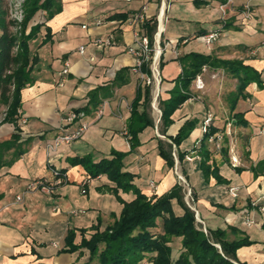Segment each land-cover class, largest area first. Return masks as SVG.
I'll return each mask as SVG.
<instances>
[{"label": "crops", "instance_id": "1", "mask_svg": "<svg viewBox=\"0 0 264 264\" xmlns=\"http://www.w3.org/2000/svg\"><path fill=\"white\" fill-rule=\"evenodd\" d=\"M168 2L165 31L161 35L166 45L161 61V74L166 73L161 76L162 96H168V90L175 85L174 79L182 72L180 57L190 52L241 59L260 72L262 85L250 83L247 96L241 97L231 110L230 95L235 92L238 79L224 69L205 66L197 75H201L203 87L198 86L196 79L192 82V97L175 111L174 123L167 133L176 134L186 120L197 121L179 147L182 152L196 150L194 158L183 159L178 173L189 183L201 223L206 231L224 230L229 241L245 237L251 241L237 249V264H264V210H261L264 205V0H230L223 8L218 0ZM247 2L252 4L249 18L244 14ZM60 4V10L50 19L45 10H40L32 21L43 26L30 41L35 58L31 73L34 82L21 91L19 123L21 118L26 119L21 124L23 151L17 156L14 149L10 150L4 158L9 162L0 168V264L88 262V248L66 251V236L75 230V243H80L81 230H86V237L91 236L92 226L99 219L100 229L104 230L119 217L123 203L111 190L116 184L107 175L91 177L83 164L74 163L75 159L90 157L98 162L111 157L113 151L127 152L125 170L136 175V186L148 196L162 195L178 183V173L167 166L158 151V139L171 140L159 135L155 125L139 132V143L133 149L123 134L132 103L139 95L142 102L146 92L143 85L140 89L139 77L132 71L135 59L128 47L133 43L136 26L130 18L142 11L148 20L156 18L161 0H60ZM213 31L218 36L207 45L202 36ZM143 32L146 33L145 28ZM99 36L112 37L114 43L99 48L94 43ZM82 45L83 54L79 51ZM66 60L70 62V70L61 75ZM125 69L117 81L118 74ZM220 73L226 75L229 84L216 83L215 92L222 89V95L229 89L224 94L228 109L225 114L233 121L236 133L226 136L224 151L208 144L209 163L219 169L221 180L218 181L213 175L205 178L197 142L203 138L200 126L208 112H214L216 128L226 127L224 111L219 114L217 110L221 96L218 94L216 98L215 93L214 99L209 87L206 88L210 76ZM102 104L104 114L97 118L95 111ZM78 108L87 112L92 122L90 128L49 154L46 143L61 133L65 117ZM237 113L240 116H235ZM71 129L64 128L67 132ZM195 129L199 135H193ZM14 130L13 123L2 121L0 141L11 139ZM232 156L238 159L236 165ZM48 169L51 171L47 172ZM53 169L63 172L65 183L57 185L51 193L27 190L32 180L53 181ZM151 181L158 185L156 193L150 188ZM231 187H239L237 197H231ZM119 195L125 201L135 198L132 191L120 190ZM73 211L79 213L75 215ZM247 219L254 223L248 225ZM157 230L162 232L163 228ZM176 240L177 245L172 247L174 257L181 250V242ZM140 264L154 263L146 258Z\"/></svg>", "mask_w": 264, "mask_h": 264}, {"label": "trees", "instance_id": "2", "mask_svg": "<svg viewBox=\"0 0 264 264\" xmlns=\"http://www.w3.org/2000/svg\"><path fill=\"white\" fill-rule=\"evenodd\" d=\"M218 1L226 3L228 0ZM60 6V0H25L23 18L17 20L10 15L8 1L0 0V101L8 107L3 121L13 123L15 126L11 139L0 141V168L9 162L4 158L10 150L14 149L17 156L23 151V128L19 123L21 91L34 82L31 73L35 58L32 57L30 41L38 36L43 26L41 22L32 24V21L40 10H45L47 18L50 19L58 13ZM156 25V18L145 22L144 28L151 40ZM180 61L183 66L182 72L174 79V87L168 90V96L160 94L159 97L162 132L171 142L158 139V151L168 167L175 166L174 146L180 162L189 153L182 152L179 147L190 136L197 121L186 120L176 134H168L167 130L174 123L172 116L175 111L192 97L190 90L192 82L205 66L224 69L238 79L236 90L230 95L231 110L236 108L241 97L247 96L246 89L250 83H262L260 72L241 59L227 60L214 54L190 52L181 56ZM124 71L127 69L118 74L117 81ZM142 85L140 82V89ZM143 86L146 91L144 100L141 102L139 95L132 103L131 116L127 123L131 135V149L139 143V132L155 125L148 111L151 87ZM235 116L240 115L237 113ZM225 130L226 128H216L212 124L209 133L201 140L200 167L207 179L213 175L218 181L221 180L218 167L209 163L208 137L210 134ZM126 155L127 152L121 150L113 151L111 157L102 158L98 162H93L90 157L75 159L74 163L83 164L91 177L105 174L116 184L111 190L123 203V209L119 217L104 230L100 229L99 219L98 223L92 226L94 231L89 238L85 236L86 230L82 229L80 243H75L76 231L70 230L66 236V251L74 252L80 248H88L90 256L85 264H92L94 261L96 264H140L146 258L154 264H237V249L251 243L247 237L229 241L224 230L205 232L196 220L195 211L192 212L186 204L183 187L179 182L162 195L148 196L143 193L136 186V175L125 170ZM59 171L63 174L61 170ZM120 190L132 191L135 198L131 201L123 200L119 195ZM159 227L163 228L162 232H158ZM174 239L181 242V250L177 257L172 256L173 248L170 243Z\"/></svg>", "mask_w": 264, "mask_h": 264}, {"label": "built area", "instance_id": "3", "mask_svg": "<svg viewBox=\"0 0 264 264\" xmlns=\"http://www.w3.org/2000/svg\"><path fill=\"white\" fill-rule=\"evenodd\" d=\"M230 0H228L226 3H228ZM226 3H222V8ZM244 9L245 17L249 18L252 15V4L250 2H247ZM169 2L168 0H161V6L159 9V13L156 16V31L153 35V39L149 37L148 34L143 32V28L145 25V22L148 20L146 17L144 11L135 13L131 16L130 20L131 22L136 26L133 32V43L129 45L128 52L133 55L135 62L132 67V71L136 73L139 77V81L143 85H148L151 87V89H154V101H153V107L154 110L157 112L158 116H162V110L159 106V97H160V85L163 81V77L161 74V61L162 57L166 48V45H163L162 36L165 28H164V21L166 19V11L169 8ZM144 7L143 9H145ZM86 27V25H84ZM218 36L217 31L210 32L204 36H202V40L207 44L210 45ZM94 43L99 48H105L111 46L114 41L112 37H96L94 39ZM79 51L83 54L85 52V46L82 45L79 47ZM94 59V57H92ZM70 62L66 60L64 62V67L61 70V75L68 74L70 70ZM145 67L147 70H145ZM197 84L199 87H203L202 85V79L201 75L196 77ZM104 114V107L103 104L100 105L96 111L95 115L97 118L102 117ZM214 116L212 112H208L207 116H205V119L202 123V132L203 136L207 135L210 131V128L213 124ZM26 122V119L22 120V123L24 124ZM91 121L88 120L87 112L83 109L78 110H72L66 117H65V123L62 126L61 133L54 136L50 141L46 143V149L49 154L55 153L58 151L60 146L63 143H70L79 137H81L91 126ZM66 127H72L71 131L67 132L64 130ZM230 131H219L215 134H210L208 137V143L213 144L218 150H221L223 147V142L225 140V137L228 136ZM127 137L128 141L130 142V133L128 131L127 126L125 127L124 133ZM201 140H198L197 145L200 146ZM131 145V142H130ZM196 145V148L198 147ZM196 152V150L191 151L188 153L185 158L187 160H192L194 158L193 153ZM175 156V171L178 173L180 160L178 159V156H176V152L173 153ZM199 156V155H197ZM232 163L236 165L238 163V159L235 156L231 157ZM54 173V180L50 181L48 179L40 178L30 181L27 184V190L28 191H41L44 193H51L55 189L57 185L63 184L66 182V177L64 174H61L59 170L53 169ZM178 177L180 181H184L185 183H188L184 175L181 173H178ZM150 188L152 189L153 193H156L158 191V185L155 181L150 182ZM238 190L239 187H231L229 189V193L231 197H237L238 196ZM191 194V189L189 187L188 195ZM18 199H21V196H17ZM192 209L195 210L196 219L198 222H201V218L199 216L198 211L195 209V207H192ZM261 210H264V205L262 206ZM79 211H73V214H78ZM248 225L253 224L254 220L247 219ZM205 228V227H204ZM206 230V229H205Z\"/></svg>", "mask_w": 264, "mask_h": 264}, {"label": "rangeland", "instance_id": "4", "mask_svg": "<svg viewBox=\"0 0 264 264\" xmlns=\"http://www.w3.org/2000/svg\"><path fill=\"white\" fill-rule=\"evenodd\" d=\"M6 1H8V5H9V8H10V15L13 17V18H15V19H17V20H22V18H23V5H24V2H25V0H6ZM163 41V40H162ZM163 45H164V42H163ZM162 75L163 76H166V73L165 72H162ZM218 82H220V83H227V84H229V81H228V79L226 78V75L225 74H222V73H220V74H217L216 76H213V75H211L210 76V79H208L207 81H206V88H208L209 87V94H210V96H214L215 95V93H216V98H218L217 97V95L219 94L220 96H221V98L220 99H218V107H217V110H218V112H219V114H222L221 112L222 111H224V114H225V111H226V113H228L227 112V107H226V103H225V99H224V94L226 93V94H228L227 92H228V90H226L225 92H223V94L221 95V91H222V89L220 90L219 89V91L218 92H215V90L217 91V89L216 88H214V87H216V83H218ZM203 83V82H202ZM230 84H231V82H230ZM215 85V86H214ZM229 85H227V87H228ZM222 87V86H221ZM224 88V87H223ZM154 94H155V91H154V89H151V102H150V104H149V111H150V113L152 114V116H153V119H154V124H155V126H156V129H157V133L159 134V135H161V134H163V132H162V120H161V117H159L158 116V114H157V112L154 110V107H153V101H154ZM208 95V94H207ZM223 96V97H222ZM214 99H215V96H214ZM159 101V100H158ZM7 109H8V107H7V105L6 104H4V103H2L1 101H0V125L2 124V121H3V119H4V117H5V114H6V111H7ZM213 113V116L215 117V114H214V112H212ZM226 115V119H225V121L227 122L226 123V130H228V131H230L229 133V135L228 136H232V135H234L236 132H235V129H234V123H233V121H231L230 119H229V117H228V114H225ZM22 120H23V118H21V121H20V125L21 124H23L22 123ZM203 123V122H202ZM202 123H201V130H202ZM203 131V130H202ZM201 131V136H202V134H203V132ZM199 135V131H197L196 129L194 130V134L193 135ZM164 135V134H163ZM162 135V136H163ZM190 140V139H189ZM194 141V140H193ZM214 148L216 149V150H218L215 146H214ZM174 152H176V156H177V150H176V147L174 146ZM173 152V153H174ZM174 155V154H173ZM196 155V154H195ZM197 156V155H196ZM175 157V156H174ZM180 165H181V163L179 164V167H180ZM174 168V170H175V166L173 167ZM179 170V169H178ZM47 171V170H46ZM51 170L50 169H48V171L47 172H50ZM180 173V172H179ZM182 174V173H181ZM183 175V174H182ZM185 177V176H184ZM187 180V179H186ZM178 182L182 185V187H183V193H184V200H185V202H186V204L190 207V209L192 210V212L193 211H195L194 209H192V207H194V200H193V194H192V192H191V194H189L188 195V192H189V185L187 184V183H185L184 181H180V179L178 178ZM175 209L177 210V208H176V206H175ZM195 214H196V212H195ZM197 220V219H196ZM197 222H198V220H197ZM199 224H201L202 225V228H203V230L205 231V232H208V230L206 231L205 230V228H204V226H203V224L201 223V222H198ZM90 237V236H89ZM89 237H87V238H89ZM174 241V242H173ZM172 241V244H173V248L177 245L176 243H177V240L176 239H174ZM173 252H174V249H173Z\"/></svg>", "mask_w": 264, "mask_h": 264}]
</instances>
